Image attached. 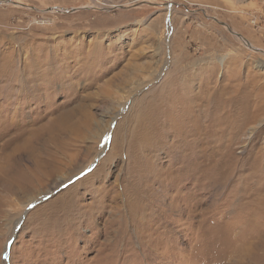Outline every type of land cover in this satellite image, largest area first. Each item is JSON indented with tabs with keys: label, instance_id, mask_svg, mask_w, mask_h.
Masks as SVG:
<instances>
[{
	"label": "rangeland",
	"instance_id": "1",
	"mask_svg": "<svg viewBox=\"0 0 264 264\" xmlns=\"http://www.w3.org/2000/svg\"><path fill=\"white\" fill-rule=\"evenodd\" d=\"M262 10L1 3L0 264H264Z\"/></svg>",
	"mask_w": 264,
	"mask_h": 264
},
{
	"label": "bare ground",
	"instance_id": "2",
	"mask_svg": "<svg viewBox=\"0 0 264 264\" xmlns=\"http://www.w3.org/2000/svg\"><path fill=\"white\" fill-rule=\"evenodd\" d=\"M38 175V174H37ZM46 175H49V174H39V176H38V178H41V177H44V176H46ZM245 247V246H244ZM261 249V248H260ZM243 250V249H242ZM262 250H264V249H262ZM237 251H239V250H237ZM240 252V251H239ZM246 252H248V251H246ZM249 254V253H248ZM239 256V258H240V260H241V263H242V260H243V258H245V256L246 257H249V255H246V254H244V253H242L241 255H238ZM242 256H244V257H242ZM259 256V255H258ZM242 257V258H241ZM238 258V259H239ZM259 258V257H258ZM244 262V261H243Z\"/></svg>",
	"mask_w": 264,
	"mask_h": 264
},
{
	"label": "built area",
	"instance_id": "3",
	"mask_svg": "<svg viewBox=\"0 0 264 264\" xmlns=\"http://www.w3.org/2000/svg\"><path fill=\"white\" fill-rule=\"evenodd\" d=\"M4 1L6 2V1H9V0H0V4L1 3H4ZM261 14H264V10H262L261 12H259V14H257V15H261ZM250 22L252 23V24H254L255 23V21H254V19H250Z\"/></svg>",
	"mask_w": 264,
	"mask_h": 264
}]
</instances>
